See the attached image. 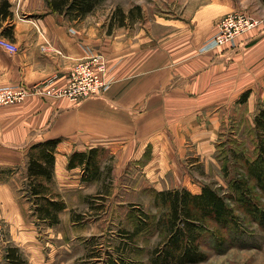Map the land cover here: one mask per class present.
Here are the masks:
<instances>
[{
  "label": "crops",
  "instance_id": "1",
  "mask_svg": "<svg viewBox=\"0 0 264 264\" xmlns=\"http://www.w3.org/2000/svg\"><path fill=\"white\" fill-rule=\"evenodd\" d=\"M7 1L12 15H0V36L19 50L0 47V88L49 78L64 85L74 63L96 53L107 70L95 96L71 101L32 94L0 106V245L7 238L24 251L34 236L23 190L33 143L57 140L53 180L64 197L88 196L101 182L85 183L80 166L67 167L73 151L92 147L119 153L123 165L148 157L140 165L158 179L157 190L198 192L202 184L192 179H209L212 164L223 173L215 153L225 145L221 137L240 145L264 109V29L213 45L222 15L246 10L264 18L262 0H201L178 16L132 18L128 26L109 25L93 11L71 19L46 0Z\"/></svg>",
  "mask_w": 264,
  "mask_h": 264
},
{
  "label": "rangeland",
  "instance_id": "2",
  "mask_svg": "<svg viewBox=\"0 0 264 264\" xmlns=\"http://www.w3.org/2000/svg\"><path fill=\"white\" fill-rule=\"evenodd\" d=\"M200 3L201 0H101L93 12L109 25L128 26L133 24L132 18L137 22L154 15L178 16L186 6ZM256 134L254 124L247 136L240 137V145L237 139L223 135L221 141L225 145L215 153L225 163L226 173L212 164L209 179L192 180L210 184L219 193H231L233 178L245 174L242 157L252 160L256 155ZM100 154L101 182L93 185V192L85 197L65 194L68 208L61 214L59 225L40 227L35 223L33 238L24 244V251L20 248L29 264H114V260L150 264V252L161 240L155 227L161 211L154 204L158 179L147 177L140 165L148 157L123 165L119 164V153L104 149ZM135 207L151 215L152 225L139 218L143 214ZM123 230L137 231L131 244H126ZM2 241L1 246L8 244L7 238ZM207 245L208 258L194 264H264V230L248 216L239 229L229 230L225 244L209 239ZM0 264H4L3 259Z\"/></svg>",
  "mask_w": 264,
  "mask_h": 264
},
{
  "label": "trees",
  "instance_id": "3",
  "mask_svg": "<svg viewBox=\"0 0 264 264\" xmlns=\"http://www.w3.org/2000/svg\"><path fill=\"white\" fill-rule=\"evenodd\" d=\"M100 1L46 0L51 10L64 13L71 19L83 18ZM9 6L7 0H0V15L3 18L12 15ZM254 122L256 155L252 160L242 157L245 174L241 178H233L231 193H219L210 184H203L198 192L186 187L156 191L154 204L161 211L155 227L161 234V240L150 252V264H194L205 261L209 254V239L225 244L229 230L239 229L246 216L264 230V109L258 111ZM56 144V139H46L33 143L27 151V177L23 190L30 202L34 221L40 227L57 226L61 222L60 214L67 206L53 180ZM101 152L99 147L75 150L69 156L67 167L80 166L81 180L85 183L99 180L102 173ZM222 164L226 173L225 163ZM135 208L143 214L139 218L152 225L151 215L140 207ZM136 234L135 230L124 232L126 244H131ZM0 258L4 264H29L20 248L11 243L0 245ZM113 262L122 264L117 260Z\"/></svg>",
  "mask_w": 264,
  "mask_h": 264
},
{
  "label": "built area",
  "instance_id": "4",
  "mask_svg": "<svg viewBox=\"0 0 264 264\" xmlns=\"http://www.w3.org/2000/svg\"><path fill=\"white\" fill-rule=\"evenodd\" d=\"M264 29V18L246 10H235L222 15L217 21V33L213 38L215 47H225L245 31ZM0 47L16 53L18 45L7 37L0 36ZM107 64L101 53L79 59L69 71L68 81L57 85L54 78L44 79L31 87L0 88V106L20 102L27 96L66 97L79 101L97 95L106 84ZM1 217H0V229Z\"/></svg>",
  "mask_w": 264,
  "mask_h": 264
}]
</instances>
